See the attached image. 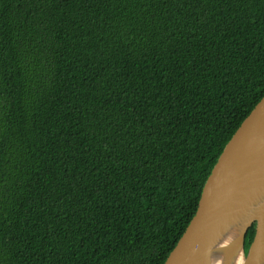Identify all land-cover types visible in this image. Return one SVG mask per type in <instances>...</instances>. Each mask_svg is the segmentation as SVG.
<instances>
[{
	"label": "trees",
	"instance_id": "1",
	"mask_svg": "<svg viewBox=\"0 0 264 264\" xmlns=\"http://www.w3.org/2000/svg\"><path fill=\"white\" fill-rule=\"evenodd\" d=\"M263 98L264 0H0V264H165Z\"/></svg>",
	"mask_w": 264,
	"mask_h": 264
},
{
	"label": "water",
	"instance_id": "2",
	"mask_svg": "<svg viewBox=\"0 0 264 264\" xmlns=\"http://www.w3.org/2000/svg\"><path fill=\"white\" fill-rule=\"evenodd\" d=\"M256 225L248 251L246 239ZM264 264V98L225 147L195 216L165 264Z\"/></svg>",
	"mask_w": 264,
	"mask_h": 264
},
{
	"label": "bare ground",
	"instance_id": "3",
	"mask_svg": "<svg viewBox=\"0 0 264 264\" xmlns=\"http://www.w3.org/2000/svg\"><path fill=\"white\" fill-rule=\"evenodd\" d=\"M209 264H225V257H224V255L223 254H217V255H215L212 258V260L210 261ZM234 264H242V257L240 259H237Z\"/></svg>",
	"mask_w": 264,
	"mask_h": 264
}]
</instances>
